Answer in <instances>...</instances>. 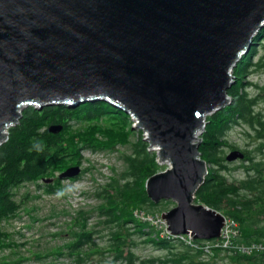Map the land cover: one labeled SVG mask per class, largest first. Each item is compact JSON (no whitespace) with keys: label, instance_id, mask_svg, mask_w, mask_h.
Masks as SVG:
<instances>
[{"label":"water","instance_id":"95a60500","mask_svg":"<svg viewBox=\"0 0 264 264\" xmlns=\"http://www.w3.org/2000/svg\"><path fill=\"white\" fill-rule=\"evenodd\" d=\"M263 27L264 0H0V145L28 106L107 101L170 162L146 182L154 202L177 203L168 230L219 238L226 216L194 202L209 173L197 134L231 103L233 69Z\"/></svg>","mask_w":264,"mask_h":264},{"label":"trees","instance_id":"16d2710c","mask_svg":"<svg viewBox=\"0 0 264 264\" xmlns=\"http://www.w3.org/2000/svg\"><path fill=\"white\" fill-rule=\"evenodd\" d=\"M260 48L263 54L256 59ZM255 72H264V27L255 36L249 52L233 69L234 83L229 89L231 103L207 117L200 144L202 158L212 166L208 167L209 173L197 190L195 200L220 211L237 224L239 232L232 246L217 244L219 238L194 239L193 246L180 237H162L154 224L134 216L135 209L157 212L165 201L156 203L148 195L146 182L157 171L158 155L149 148L142 132L129 146L130 152L122 155L124 169L97 193L104 201V205L97 207V211L105 216L102 222L114 228L110 246L123 248L130 244V248H134L137 241L127 239L126 235L137 234L144 237L143 243L151 242L167 252L164 257L142 260L146 264H211L218 258L231 259L237 264H264V112L257 109L264 101V84L245 79ZM251 87L257 88L254 94L249 91ZM115 112L116 108L104 100L85 102L73 108L65 104L46 105L42 109L33 105L24 108L19 122L8 129V138L0 145V221L20 208L12 190L14 187L46 180L58 166L66 169L80 165L84 149L110 148L94 138L91 132L70 133V121L93 122ZM242 123L251 127L260 140L255 148L257 154H262L261 159L248 147L241 149L244 157L234 161L227 159L228 154H222L223 137L236 124ZM59 126H62L59 131L50 130ZM237 160L245 170L243 178L229 176L231 164ZM51 181L46 180L49 190H53ZM85 226L87 222L75 232L74 240L67 246L69 255L75 258L72 264L86 263L88 250L96 244L94 234L99 231ZM124 229L129 231L126 235ZM154 233L158 236L154 237ZM206 244H211L209 249L205 248ZM114 257L129 264L135 261L134 252L124 255L123 249Z\"/></svg>","mask_w":264,"mask_h":264},{"label":"rangeland","instance_id":"374dc122","mask_svg":"<svg viewBox=\"0 0 264 264\" xmlns=\"http://www.w3.org/2000/svg\"><path fill=\"white\" fill-rule=\"evenodd\" d=\"M262 54L263 50L260 48L256 59ZM245 79L263 85L264 72H255ZM249 91L254 94L257 88L251 87ZM115 108V113L95 119L93 122H84L81 119L70 121V133L91 132L94 138L110 147L99 151L82 150L83 159L78 165L80 173L83 171L80 177L62 178L61 174L69 166L66 169L65 166H58L46 179L52 180L50 187H53V190H49L46 180L42 179L22 183L12 189L20 208L6 220L0 221V264H72L75 258L69 255L67 246L74 240L75 232L80 231L85 222H87L85 226L87 229L99 232L94 234V242L98 246L92 245L93 248L88 250L89 260L84 264H129L125 260H115V253L120 249H123L124 255L134 252L133 264H146L142 260L166 256L167 252L153 243H143L141 240L144 237H139L137 234L127 236L126 233L129 232L127 229H124V235L127 239L133 238L137 241V245L134 248H130V244L123 248L110 246L109 239L114 228L104 224L102 221L105 216L97 211L99 205H104L103 199L97 195L98 190L111 179L116 178L124 169L122 155L130 152L129 146L139 134L142 132L145 140L148 134V131L135 126L137 122L133 114L126 113L118 107ZM257 109L264 112V101L258 104ZM202 133L199 136L201 139ZM222 141L224 143L222 154L227 155L232 150L247 147L252 151L255 150L254 153L257 154L255 146L260 140L251 127L242 123L236 124L229 130ZM155 149L151 150L156 151ZM260 155L257 154L259 159H261ZM200 157L202 158L201 155ZM157 162L156 173L170 166L168 161ZM240 164V160L231 164L232 170L229 176L244 177L245 170ZM207 165L212 166L209 163ZM176 205L177 203L173 200H165L157 212L149 213L142 208L135 209L134 216L141 221L153 222L160 235L168 231L167 220L162 217V214ZM158 234L154 233L153 236L157 237ZM185 236L190 237L187 234ZM186 239L189 238L186 237ZM213 261L211 264H237L226 258Z\"/></svg>","mask_w":264,"mask_h":264},{"label":"built area","instance_id":"2783aa9c","mask_svg":"<svg viewBox=\"0 0 264 264\" xmlns=\"http://www.w3.org/2000/svg\"><path fill=\"white\" fill-rule=\"evenodd\" d=\"M152 224H153V222H152ZM238 232H239V230H238L237 224L234 221H232L226 217L225 224H224L222 231H221V236L219 237L220 241L217 244H222L223 246H226V247L230 246L231 247L232 243L234 241L233 239L237 236ZM160 234H161V236L166 234L164 237H169V238L180 237L183 240H185L187 243H189L193 246L195 245V243L193 242L194 238L191 237V235L189 237V236H185V234H181V235L180 234L179 235L171 234V232L169 230L166 233H160ZM186 237H188L189 239H186ZM207 243H210V242H207ZM210 245L211 244H206L205 248L207 249V246H209V248H210Z\"/></svg>","mask_w":264,"mask_h":264},{"label":"bare ground","instance_id":"6f19581e","mask_svg":"<svg viewBox=\"0 0 264 264\" xmlns=\"http://www.w3.org/2000/svg\"><path fill=\"white\" fill-rule=\"evenodd\" d=\"M135 121L137 122V119H135ZM201 132L197 134V140H199V136H200ZM156 150V149H155ZM166 162V161H165ZM160 163H164V162H160ZM190 247V246H189Z\"/></svg>","mask_w":264,"mask_h":264}]
</instances>
